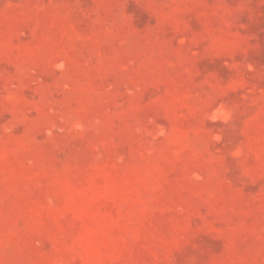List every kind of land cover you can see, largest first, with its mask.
Wrapping results in <instances>:
<instances>
[{"label": "rangeland", "instance_id": "374dc122", "mask_svg": "<svg viewBox=\"0 0 264 264\" xmlns=\"http://www.w3.org/2000/svg\"><path fill=\"white\" fill-rule=\"evenodd\" d=\"M0 264H264V0H0Z\"/></svg>", "mask_w": 264, "mask_h": 264}]
</instances>
